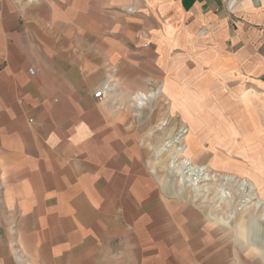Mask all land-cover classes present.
<instances>
[{
    "label": "crops",
    "instance_id": "0c3cea01",
    "mask_svg": "<svg viewBox=\"0 0 264 264\" xmlns=\"http://www.w3.org/2000/svg\"><path fill=\"white\" fill-rule=\"evenodd\" d=\"M229 2L39 0L29 5L0 0V17L14 21L13 26L0 29V101L4 115H11L10 107L18 106V115L36 117L39 124L31 126V141L35 138L45 156L51 157L45 162L53 170L60 166V173L65 172L60 177L65 180L79 176L76 166L70 170V163L117 161L116 153L110 152L114 143L110 147L106 143L107 134L127 131L131 121L118 109L116 101L134 99L136 93L156 85L163 88L172 84L178 99L190 110L200 103L205 108L200 114L211 118L205 131L229 130V115H236L231 102H243V94L254 107L252 112L249 102L242 105L247 116L257 115V110L264 115V0H236L231 8ZM19 19L23 24L17 26ZM31 67L34 74L29 72ZM107 84L112 90L109 98L95 97L94 93ZM162 94L169 98L164 91ZM174 111L183 115L181 104ZM237 114V129L251 131L248 120L242 113ZM253 130L255 139L264 141V135L259 133L264 131V124L254 125ZM204 143L200 156L203 159ZM213 157L208 159L209 164ZM234 162L227 160L226 164ZM66 188L65 195L69 196L70 186ZM107 194L105 189L100 192L102 197ZM56 195L64 193L57 191ZM125 199L128 193L123 186L115 199V211L109 216L101 214V264H110L111 254L116 264H151L144 256L156 253L167 264H197L193 257L172 256L192 251L183 246L178 232H171L168 239L163 237L157 248L141 245V239L153 227L149 226L140 239L118 235L119 228L135 233L137 225H150L145 206L126 209ZM65 201L69 208L74 204L72 200ZM174 211L181 212V208ZM154 212L151 213L156 217ZM111 220L115 224H108ZM126 221L134 222L133 226L127 227ZM109 226L115 229L107 238ZM155 227L153 231L166 236L159 224ZM205 231L212 239L213 232L208 228ZM112 238H124L126 248L118 241L112 250L107 245L114 241ZM195 242L192 246L197 251L200 246ZM24 249L26 259L20 255L0 257V264H31L33 255ZM215 263L223 264L218 260Z\"/></svg>",
    "mask_w": 264,
    "mask_h": 264
},
{
    "label": "rangeland",
    "instance_id": "374dc122",
    "mask_svg": "<svg viewBox=\"0 0 264 264\" xmlns=\"http://www.w3.org/2000/svg\"><path fill=\"white\" fill-rule=\"evenodd\" d=\"M19 1L34 4L31 0ZM21 24L19 19L17 26ZM6 25L11 27L14 21L0 17V29ZM105 86L106 97L109 98L111 85ZM101 89L104 88L98 91ZM163 91L168 99L163 96ZM142 92L152 95L142 101L136 97L116 101L118 109L131 121L127 131L107 134L106 143L109 147L114 143L110 152L116 153L117 161L110 164L85 160L70 163V170L76 166L79 171L76 180L60 177L65 172L60 173V166H54L53 170V166L45 162L51 157L45 156L44 149L37 145L35 138L31 141V126L39 124L36 117L18 115V106H11V115L5 116L3 102L0 101V257L7 259L20 255L25 258L26 248L33 255L31 264H101L98 257L102 251L101 244H98L101 214L109 216L112 210L115 211L118 191L126 186V209L145 206L150 225H137L135 233L119 228L118 235L140 239L150 226L153 228L149 234L141 239L143 247L157 248L163 237L168 239L171 232H178L183 246L192 251L185 255L172 254L174 257H193L197 264H216L217 260L223 264H264V220H261L264 210L256 209L250 198V185L254 184L257 195L264 200V141L256 140L253 132L254 125L264 124V115H259L256 109L257 115L247 116L242 105L247 106V102L250 105L251 101L243 94V102L237 99L231 102L236 115H229V130L205 131L211 122L210 116L200 114L205 108L197 103V107L190 110L178 99L172 84L167 83L163 88L156 85ZM179 104L183 115L174 111ZM250 106L253 112L254 107ZM237 113H242L241 116L248 120L251 131L240 132L237 129ZM259 133L264 135V131ZM179 135L182 136L177 139ZM177 140L184 143V147L187 142L190 157L198 161L206 140L202 154L205 158L199 164L210 166L216 175H236L246 182L248 189H242L237 182L216 179L207 181L211 191L205 192L207 186L202 185L206 182L190 185L192 182L183 181L178 164L184 157L175 149L182 147ZM170 153L180 160L171 164L169 176L163 162L170 159ZM213 155L214 160L209 164L208 159ZM226 159L235 162L226 164ZM103 168L105 170H101ZM66 186H70L69 196L65 195ZM192 188L195 189L194 194L185 192ZM102 189L106 190L108 197L100 195ZM216 189L223 193L218 192L220 194L217 195ZM57 191L64 195H56ZM67 199L74 202L70 208L65 204ZM177 205L181 212L174 211L179 209ZM151 212L156 213V217ZM107 222L115 224L114 220ZM133 223L126 221L125 224L130 228ZM157 224L166 236L153 231ZM206 228L213 232L212 239H209ZM114 229V226L107 227V238H110L109 234L113 235ZM14 236L11 240L10 237ZM112 239L114 241L107 244L112 250L118 241L126 248L124 238ZM193 242L200 246L199 250H194ZM112 257L111 254L110 264H116ZM144 257L151 264L156 259L159 264L168 263L158 253Z\"/></svg>",
    "mask_w": 264,
    "mask_h": 264
},
{
    "label": "bare ground",
    "instance_id": "6f19581e",
    "mask_svg": "<svg viewBox=\"0 0 264 264\" xmlns=\"http://www.w3.org/2000/svg\"><path fill=\"white\" fill-rule=\"evenodd\" d=\"M151 95L152 94L141 92V93H137V95L135 96L136 97L135 99H138L139 101H142V100L148 98ZM141 104H142V102H141ZM180 136H182V135H179V137L177 139H180ZM183 139H185V141H186V137L183 138ZM177 143H181V141L177 140ZM188 145L189 144L186 142V145L184 147V143H181L182 147H179V148L176 147L175 148L177 153H178V155H182L184 157V158H182L183 159L182 162H180L178 164L179 171L181 172V175H183V177H182L183 181L192 182L190 185H195V184L206 182L202 186H207L208 185L207 181H211V180H216L217 179V181L218 180H222V181H226V182H237V183H240V187L242 189L247 187L246 182L243 181V180L238 179V177L236 175H221V174H218L219 175V177H218V175L213 173V170L211 169L210 166H206L204 164H199L200 161L190 157V155H189V153L187 151ZM175 157H176L175 154L170 153V155H169L170 159L169 160L165 159L164 162H163L164 166L167 168L166 174H168L169 176L171 174V172H170L171 164H173V163L175 164L178 160H180V158H177V160H176ZM201 159H199V160H201ZM250 186H251V191H252V196H250V198H251V201H252V199L254 201L253 205L256 207V209L257 208L258 209L262 208L264 210V200L261 199L257 195V188L255 187V185L251 184ZM247 189H248V187H247ZM193 191L195 193V189L192 188V190L190 189V190H187L185 192L187 194H194ZM204 191L205 192L211 191L210 187L207 186L206 189H204ZM215 192H216L217 195L220 194L218 192L223 193L222 190H217V189L215 190ZM261 220H264V218L261 219Z\"/></svg>",
    "mask_w": 264,
    "mask_h": 264
},
{
    "label": "built area",
    "instance_id": "2783aa9c",
    "mask_svg": "<svg viewBox=\"0 0 264 264\" xmlns=\"http://www.w3.org/2000/svg\"><path fill=\"white\" fill-rule=\"evenodd\" d=\"M31 2L32 3H37V2H39V0H31ZM235 2H236V0H230V2H229V8H231L234 5ZM29 72L31 74H34L35 73V69L31 67V68H29ZM95 96L98 99H100V100L104 99L106 97V91H105V89H101L100 91L96 92L95 93Z\"/></svg>",
    "mask_w": 264,
    "mask_h": 264
}]
</instances>
